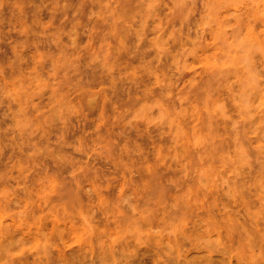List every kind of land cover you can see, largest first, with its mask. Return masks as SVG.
Masks as SVG:
<instances>
[{
    "label": "clouds",
    "instance_id": "1",
    "mask_svg": "<svg viewBox=\"0 0 264 264\" xmlns=\"http://www.w3.org/2000/svg\"><path fill=\"white\" fill-rule=\"evenodd\" d=\"M0 264H264V0H0Z\"/></svg>",
    "mask_w": 264,
    "mask_h": 264
}]
</instances>
